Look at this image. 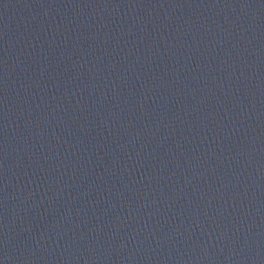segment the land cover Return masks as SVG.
Segmentation results:
<instances>
[{
	"label": "water",
	"instance_id": "obj_1",
	"mask_svg": "<svg viewBox=\"0 0 264 264\" xmlns=\"http://www.w3.org/2000/svg\"><path fill=\"white\" fill-rule=\"evenodd\" d=\"M0 264H264V0H0Z\"/></svg>",
	"mask_w": 264,
	"mask_h": 264
}]
</instances>
